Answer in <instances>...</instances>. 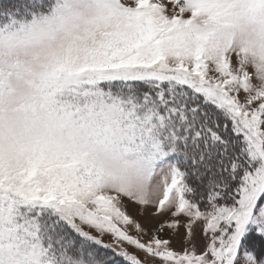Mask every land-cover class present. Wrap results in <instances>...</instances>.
Segmentation results:
<instances>
[{"label":"snow or ice","instance_id":"obj_1","mask_svg":"<svg viewBox=\"0 0 264 264\" xmlns=\"http://www.w3.org/2000/svg\"><path fill=\"white\" fill-rule=\"evenodd\" d=\"M157 262L264 264V0L0 4V264Z\"/></svg>","mask_w":264,"mask_h":264},{"label":"rangeland","instance_id":"obj_2","mask_svg":"<svg viewBox=\"0 0 264 264\" xmlns=\"http://www.w3.org/2000/svg\"><path fill=\"white\" fill-rule=\"evenodd\" d=\"M241 98H243V93H241ZM128 214H130L134 219H136L138 222H140L144 227L148 228V229H151L153 226H155L158 221L160 220H165V219H168L169 217L167 216H160V217H156L154 219H151L150 221L149 220H146L143 216L139 215L136 211V208L134 205H128V207L125 209ZM151 208H149V212H151ZM181 222L183 223L184 222V218L181 217ZM196 230V233H197V237H198V243H197V250L200 249V245L202 243V241L199 240V235H200V232H201V228L200 226H196L195 228ZM129 233L131 235H138L134 229H129ZM178 235H174L173 232L171 230H169L166 234H162V238H169L171 237L172 238V244H171V247L174 249V250H177V251H182L183 248L185 247L183 241L185 239V236H186V232H185V229L183 227H180L178 229ZM94 235L96 233H93ZM104 239V242L105 243H110L112 242L111 240V237L110 236H105L103 237ZM144 239H147V236L144 237ZM128 250L130 252H136V250L132 247V246H128ZM139 254V253H137ZM139 255H142V254H139ZM158 264V262H157Z\"/></svg>","mask_w":264,"mask_h":264},{"label":"clouds","instance_id":"obj_3","mask_svg":"<svg viewBox=\"0 0 264 264\" xmlns=\"http://www.w3.org/2000/svg\"><path fill=\"white\" fill-rule=\"evenodd\" d=\"M249 65L253 67V71H254V65H253V61L251 57L249 58ZM254 74H255V71H254Z\"/></svg>","mask_w":264,"mask_h":264},{"label":"trees","instance_id":"obj_4","mask_svg":"<svg viewBox=\"0 0 264 264\" xmlns=\"http://www.w3.org/2000/svg\"><path fill=\"white\" fill-rule=\"evenodd\" d=\"M10 3V0H0V4Z\"/></svg>","mask_w":264,"mask_h":264}]
</instances>
